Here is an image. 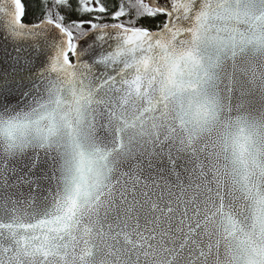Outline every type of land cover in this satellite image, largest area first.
<instances>
[{"label": "snow or ice", "instance_id": "obj_1", "mask_svg": "<svg viewBox=\"0 0 264 264\" xmlns=\"http://www.w3.org/2000/svg\"><path fill=\"white\" fill-rule=\"evenodd\" d=\"M36 3L0 0V264H264V0Z\"/></svg>", "mask_w": 264, "mask_h": 264}, {"label": "trees", "instance_id": "obj_2", "mask_svg": "<svg viewBox=\"0 0 264 264\" xmlns=\"http://www.w3.org/2000/svg\"><path fill=\"white\" fill-rule=\"evenodd\" d=\"M24 3L26 4L28 9L27 15L24 17V20L27 22L35 21L41 15L36 0H24ZM71 18L76 19L77 17L75 16V14H73ZM161 19H162L161 17L160 19L158 17L155 20L146 19V20H142L141 23L146 27L154 28L156 27V25L162 23Z\"/></svg>", "mask_w": 264, "mask_h": 264}, {"label": "flooded vegetation", "instance_id": "obj_3", "mask_svg": "<svg viewBox=\"0 0 264 264\" xmlns=\"http://www.w3.org/2000/svg\"><path fill=\"white\" fill-rule=\"evenodd\" d=\"M160 17L162 18L161 21L163 22L164 19H165V17H164V16H159V19H160ZM32 22H34V21H32ZM32 22H27V21L24 20V23H26V24H27V23H32ZM158 25H159V24H158ZM156 27H157V25H156ZM156 27H154L153 29H155Z\"/></svg>", "mask_w": 264, "mask_h": 264}]
</instances>
